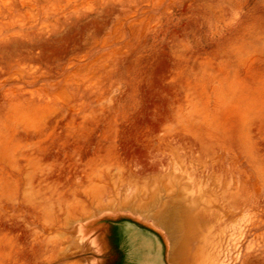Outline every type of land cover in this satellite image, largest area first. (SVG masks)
<instances>
[{
	"label": "rangeland",
	"instance_id": "1",
	"mask_svg": "<svg viewBox=\"0 0 264 264\" xmlns=\"http://www.w3.org/2000/svg\"><path fill=\"white\" fill-rule=\"evenodd\" d=\"M262 199L264 0H0V264H98L125 218L175 264L253 223L264 264Z\"/></svg>",
	"mask_w": 264,
	"mask_h": 264
},
{
	"label": "bare ground",
	"instance_id": "2",
	"mask_svg": "<svg viewBox=\"0 0 264 264\" xmlns=\"http://www.w3.org/2000/svg\"><path fill=\"white\" fill-rule=\"evenodd\" d=\"M175 183V182H174ZM176 184V183H175ZM164 187V186H163ZM167 187L169 188L170 185ZM159 187H157L158 189ZM165 189V187H164ZM168 190V189H167ZM152 191V190H151ZM155 191V190H154ZM153 191V192H154ZM157 191V190H156ZM160 191V190H159ZM170 191V190H168ZM200 192H201V189H200ZM158 193V192H157ZM258 193V192H257ZM256 193V194H257ZM154 194V193H153ZM198 194V192H197ZM249 195V194H248ZM252 195V194H251ZM149 196H152V194H150ZM156 197V196H155ZM153 197V199L155 198ZM185 197V196H184ZM252 197V196H251ZM253 197H256V196H253ZM252 197V198H253ZM245 198H247L245 196ZM157 199V197H156ZM213 199V198H212ZM244 200V199H243ZM248 200V199H247ZM251 200H257V199H251ZM263 200V199H262ZM213 201V200H212ZM259 200H257L258 202ZM264 201V200H263ZM210 202H211V199H210ZM249 202V201H248ZM155 203V202H154ZM243 203V202H242ZM252 203V202H251ZM156 204V203H155ZM245 206L246 204H249V203H244ZM261 204V203H259ZM264 204V203H262ZM214 204H212L211 206H213ZM255 206V205H254ZM256 207V206H255ZM262 208V205L260 206ZM226 208V207H225ZM232 208V207H231ZM213 209H215L213 207ZM213 209H210V210H213ZM258 209H260L258 207ZM227 210V209H226ZM255 210V209H254ZM214 211V210H213ZM217 211V210H216ZM232 210H230L229 212H231ZM248 211V210H247ZM212 212V211H211ZM210 212V213H211ZM255 212H258L255 210ZM213 213V212H212ZM233 213V211L231 212ZM248 213V212H247ZM183 214V213H182ZM220 214V212H219ZM230 214V213H229ZM228 214V215H229ZM251 214V213H250ZM189 215V214H188ZM206 216H209L208 214H204ZM211 215V214H210ZM249 215V214H248ZM214 216V215H213ZM230 216V215H229ZM246 216V212H245V215L244 217ZM168 217V216H167ZM197 217V216H196ZM223 217H225L224 215L221 216V218H219V220H223ZM227 217V216H226ZM247 217V216H246ZM250 218V216H248ZM204 218V216H203ZM201 218V219H203ZM217 218V219H218ZM248 218V219H249ZM252 218V217H251ZM197 219V218H196ZM201 219H199V221L201 222ZM229 219V218H228ZM188 221L185 223V226H183L184 228V235H185V243L186 244V247H187V244L189 243L190 239L193 238L195 236V234H197V231L200 229V225H197V222L196 220L193 218H189L187 219ZM250 220V219H249ZM205 221V220H204ZM203 221V222H204ZM208 221V220H207ZM226 221V220H225ZM228 221V220H227ZM254 221V220H252ZM209 222V221H208ZM207 222V223H208ZM222 222V221H221ZM221 222H220V226L221 225ZM163 223V222H162ZM206 223V224H207ZM248 223V221L246 222ZM180 224V223H179ZM223 224V223H222ZM228 224V223H227ZM226 224V225H227ZM197 225V226H196ZM209 225V223H208ZM251 225V224H250ZM249 223L246 224V225H242V224H239L238 227H234L235 229H233V231H237L238 234H240V237H238V234L236 232H232V233H229L227 232L226 230H223L220 234H211V235H206V236H209V237H202L203 236V233L200 237L201 239V242H202V247L197 251V253L193 256V257H190L189 256V253H188V250L186 251H183L182 255L180 256V259L179 260H182V261H188L189 264L193 263V264H231V261L233 260H242L244 258V256L246 255L245 252H244V243L245 241L247 240L248 238V231H250L251 227L253 226V223L250 227ZM210 226V225H209ZM208 228H211L209 227ZM203 227V226H202ZM205 227V226H204ZM250 227V228H249ZM206 228H207V225H206ZM207 228V229H208ZM232 228V227H231ZM202 229V228H201ZM205 229V228H204ZM207 229H205L204 231H206ZM212 229V228H211ZM209 230V231H214V229L212 230ZM231 230V229H230ZM200 232H202L201 230H199ZM207 232L210 233V232ZM216 231V230H215ZM214 233V232H213ZM264 233V232H263ZM251 234V233H250ZM199 235V234H198ZM128 236H129V248H131L132 250V253L133 255L136 257V256H140L139 255V250L142 249V248H139L138 251L135 250L134 251V244H138L139 242H143L142 243V246H147L150 248V250H154L156 248L155 246V242L154 240L152 239H149L148 237H146L143 233H140L136 230H130L128 231ZM256 236V235H255ZM262 237V236H261ZM182 238V237H180ZM141 239V241H140ZM261 239V238H260ZM183 241V240H182ZM260 243H262V246L264 247V237H262V240L260 241ZM259 244V243H258ZM183 245V243H182ZM200 246V245H199ZM253 248V247H252ZM251 247L249 248V251L252 249ZM181 249V248H180ZM156 250V249H155ZM179 250V249H178ZM182 251V250H181ZM180 251V252H181ZM250 253V252H248ZM177 254V253H176ZM177 256V255H176ZM235 256V257H234ZM234 257V259H233ZM177 259V258H175ZM233 259V260H232Z\"/></svg>",
	"mask_w": 264,
	"mask_h": 264
},
{
	"label": "crops",
	"instance_id": "3",
	"mask_svg": "<svg viewBox=\"0 0 264 264\" xmlns=\"http://www.w3.org/2000/svg\"><path fill=\"white\" fill-rule=\"evenodd\" d=\"M127 225H132L136 231L142 232L149 239L154 240L156 250H150L149 247L142 246L143 242H139L138 244H134V251H138L139 248H142L138 252L140 256L131 259L126 248L123 247L121 244L122 242L120 241V232L122 228ZM110 230H112L113 233ZM112 235L114 236L113 239L111 238ZM104 236L110 237L108 241L102 239L101 243L102 253L106 254L107 257L99 261L98 264H175L170 259L169 251L162 235L130 219L125 218L114 221L112 226L108 229L107 234L105 232Z\"/></svg>",
	"mask_w": 264,
	"mask_h": 264
}]
</instances>
